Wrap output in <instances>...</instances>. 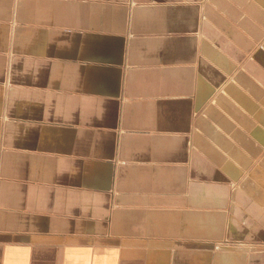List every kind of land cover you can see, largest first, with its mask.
I'll use <instances>...</instances> for the list:
<instances>
[{
	"label": "crops",
	"instance_id": "1",
	"mask_svg": "<svg viewBox=\"0 0 264 264\" xmlns=\"http://www.w3.org/2000/svg\"><path fill=\"white\" fill-rule=\"evenodd\" d=\"M0 264H264V0H0Z\"/></svg>",
	"mask_w": 264,
	"mask_h": 264
}]
</instances>
